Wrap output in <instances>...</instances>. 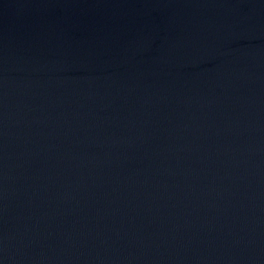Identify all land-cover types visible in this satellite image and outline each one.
Returning a JSON list of instances; mask_svg holds the SVG:
<instances>
[{
    "label": "water",
    "instance_id": "obj_1",
    "mask_svg": "<svg viewBox=\"0 0 264 264\" xmlns=\"http://www.w3.org/2000/svg\"><path fill=\"white\" fill-rule=\"evenodd\" d=\"M0 264H264V0H0Z\"/></svg>",
    "mask_w": 264,
    "mask_h": 264
}]
</instances>
